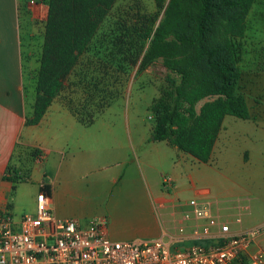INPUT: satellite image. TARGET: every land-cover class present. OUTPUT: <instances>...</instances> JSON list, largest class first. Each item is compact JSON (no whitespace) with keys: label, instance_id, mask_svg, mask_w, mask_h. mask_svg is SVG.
<instances>
[{"label":"rangeland","instance_id":"rangeland-1","mask_svg":"<svg viewBox=\"0 0 264 264\" xmlns=\"http://www.w3.org/2000/svg\"><path fill=\"white\" fill-rule=\"evenodd\" d=\"M20 1L21 13L26 12L25 18L20 17L21 75L29 105L35 96L47 2L33 7L27 5V0ZM169 2L165 0L163 6L157 8L154 0H116L68 76L66 87L51 102L50 115L56 109H64L77 121L87 122L90 117V126L78 121L79 134L85 141L102 140L105 145L117 138L123 139L127 123L133 134L137 133L136 129L150 133L154 124L151 106L165 94L169 77H177L166 68L162 57L139 69L147 42L138 56L141 40L131 29L139 16L156 13L157 25ZM186 9H191L189 2ZM13 37L3 29L0 20V49L8 50L17 42ZM234 44L239 71L237 93L244 96L250 117L240 119L226 115L210 161L196 162L193 169L196 187L209 189L207 198L212 202V210L218 209L216 213L221 220L229 222L231 229L241 231L264 222V0H253L244 18L242 34L234 37ZM4 58L5 62L9 61L6 55ZM3 73L4 77L13 79L5 65ZM103 98L110 102L101 109L99 103ZM215 98L217 96H207L198 101L196 110ZM75 134L70 132L71 138ZM164 164L168 168V161ZM164 175L172 177L173 174L165 171ZM17 188L11 202L15 210H20L22 205L26 206L22 197L32 186L24 182ZM191 197L186 192L179 195L177 201H188ZM257 242L264 250V234Z\"/></svg>","mask_w":264,"mask_h":264},{"label":"crops","instance_id":"crops-1","mask_svg":"<svg viewBox=\"0 0 264 264\" xmlns=\"http://www.w3.org/2000/svg\"><path fill=\"white\" fill-rule=\"evenodd\" d=\"M20 4V0H0L2 27L17 41L8 50L0 49V209L9 208L15 218L33 213L40 184L45 183L51 211L57 217L81 222L104 219L107 234L113 240L156 238L164 230L176 232L180 227L184 233L177 236L186 238L192 222L182 216L187 200L178 202L177 198L189 192L191 198L210 201L209 189L198 188L194 182L193 167L198 161L167 140L154 139L153 127L150 133L136 129L133 134L127 123L123 139L117 138L109 145L102 140L85 141L77 129L81 124L64 109H56L54 116L50 115L51 105L36 125L25 124L35 96L28 105L19 40L20 17L25 18L26 12L21 13ZM5 55L11 62H5ZM4 65L13 79L4 77ZM55 121L59 122L53 125ZM70 132H76L73 138ZM17 146L25 151H40L29 167L23 168L26 160L14 155ZM9 164L27 176L15 188L4 178L9 174ZM165 171L173 174L171 186L162 185ZM24 182L31 184L32 189L22 197L26 206L15 210V195L12 196L17 185ZM158 204L162 207L158 208ZM181 244L189 243L185 240Z\"/></svg>","mask_w":264,"mask_h":264},{"label":"trees","instance_id":"trees-1","mask_svg":"<svg viewBox=\"0 0 264 264\" xmlns=\"http://www.w3.org/2000/svg\"><path fill=\"white\" fill-rule=\"evenodd\" d=\"M47 2L44 41L39 57L32 113L26 125H36L48 107L66 87L68 76L86 52L96 31L116 0H43ZM161 8L165 0H154ZM189 2L191 9H186ZM253 0H170L164 17L155 25L153 16H139L132 26L147 48L140 61L144 69L155 58L177 78L169 77L165 94L151 106L154 114L152 134L167 140L198 162L210 161L214 144L226 115L249 119L246 100L237 93L239 71L234 37L242 34L244 18ZM207 96L217 98L195 105ZM100 101L99 108L110 99ZM75 113V109H70ZM89 117V115L87 116ZM91 118L84 122L90 125ZM40 151L16 147L14 155L29 167ZM29 169V168H28ZM4 178L13 183L26 181L11 164Z\"/></svg>","mask_w":264,"mask_h":264},{"label":"built area","instance_id":"built-area-1","mask_svg":"<svg viewBox=\"0 0 264 264\" xmlns=\"http://www.w3.org/2000/svg\"><path fill=\"white\" fill-rule=\"evenodd\" d=\"M42 2L27 0L29 6ZM172 183L162 177L164 187ZM45 187L40 184L33 213L15 218L9 208L0 209V264H264L257 242L264 222L236 232L206 199L187 201L182 216L192 223L186 238L177 236L184 233L180 227L156 238L117 241L108 236L104 219L57 217ZM185 240L189 244L182 245Z\"/></svg>","mask_w":264,"mask_h":264}]
</instances>
